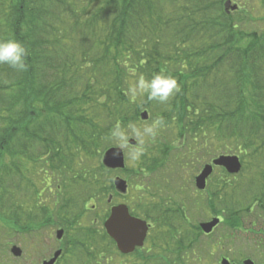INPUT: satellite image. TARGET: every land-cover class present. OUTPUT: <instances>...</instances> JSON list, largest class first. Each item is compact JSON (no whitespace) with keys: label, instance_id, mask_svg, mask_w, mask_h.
Wrapping results in <instances>:
<instances>
[{"label":"trees","instance_id":"16d2710c","mask_svg":"<svg viewBox=\"0 0 264 264\" xmlns=\"http://www.w3.org/2000/svg\"><path fill=\"white\" fill-rule=\"evenodd\" d=\"M226 1L0 0V41L15 39L27 49L24 71L0 65V167L6 168L7 156L17 169L11 170L14 179L24 174L25 159L41 166L43 176H57L60 194L69 198L59 208L58 223L69 230V250L79 260L88 256L83 264L121 255L103 227L109 208L104 213L97 209L96 202L108 203L107 193L115 191L114 183L102 181L103 173L114 170L100 158L114 145L113 127L150 121L141 113L147 108L154 113L151 106L162 110L156 136L176 123L183 143L173 147L184 166L193 156L200 162L205 144L191 142L198 137L213 147L216 139L226 151L234 146L231 152L238 153L243 167L237 175L223 169L218 214L228 210L239 215L243 199L249 207L259 203L264 209V0L259 11L251 0H243L232 12L226 10ZM156 74L175 78L180 91L166 103L144 94L142 106L143 93L133 96L130 89L140 76ZM148 154L131 171L136 193L129 196L130 207L157 225L180 228L170 217L175 213L185 218L184 210L140 194L147 188L140 175L165 167L160 155L166 150L152 159ZM124 171L130 170L126 166ZM19 181H24L18 179L20 189ZM222 191L227 195L221 196ZM9 198L0 170V217L11 228L31 231L36 220L32 216L24 222L21 214L11 212L15 208L7 205ZM77 207L80 213L73 214ZM88 208L95 215L81 225ZM76 226L79 231L72 235ZM198 232L190 233L187 242L183 236L176 241L172 253L177 260L142 248L132 254L133 264H178ZM167 233L166 240L174 238ZM159 238L152 237V248Z\"/></svg>","mask_w":264,"mask_h":264},{"label":"rangeland","instance_id":"374dc122","mask_svg":"<svg viewBox=\"0 0 264 264\" xmlns=\"http://www.w3.org/2000/svg\"><path fill=\"white\" fill-rule=\"evenodd\" d=\"M260 1L261 0H251L250 5L253 7V5L256 7L255 10L259 11V6H260ZM234 2H237L239 5L243 3V0H235ZM144 94L140 96V105L143 106L145 104L144 101ZM146 107V106H145ZM152 109L155 111L152 113L150 109H142L143 111H148L149 117L151 118L150 121L148 122H140L138 123L137 127L138 128H144L146 126H150L153 124L154 121L157 120V115L159 114V107H153L151 106ZM160 135L156 136L155 138L152 137H145V144H144V153L145 151H148L149 154L148 156L152 159L156 155H160L159 151L166 150V154H161L160 156L163 158V163L164 166L161 170L155 171L153 173H148L140 175V182L144 183L147 185V188L142 190L140 194L143 192L148 199H151V201H159V202H164L166 198V206L167 208H180L181 210H184L185 212V218H180L177 217L175 213H173V216L170 217V221H174L175 225L179 226L180 228H174L167 227L165 224H156L154 229H152L151 233L146 241L145 247L146 249H152V251L149 254L152 253H158L163 255L164 259L166 260L167 256L168 258H171V260H177L175 259V254L172 253V250L176 248L175 244L176 241H179L181 237L183 236L186 240L188 241L190 237V233L198 232L197 228L199 227V224L201 222L207 221L210 219L213 213L218 212L217 210L219 209L218 207V202L215 203L217 205H211L209 202V198L206 194H203L201 191H198L196 186H195V177L198 175L199 171L202 169V165L206 163H210L214 158L221 154H230L232 153L231 150H233V147L229 148V150H225L221 148V142L216 141L214 143V147L211 146V143L208 141H203L198 137V140L194 142L193 140L191 141V137L187 139L186 141L192 142V144L195 146H198L202 144H205V147L201 150L203 153L200 154L198 157L200 158V162L197 161V156H193L192 158L189 159L188 164L185 166L182 165L181 159L179 158V151H177L173 147V143L181 147L182 145V140H180V136L178 135V129L176 123L173 124L171 127H164L161 129ZM158 132V133H159ZM213 137V135H212ZM211 137V138H212ZM210 141H212L210 139ZM190 142V143H191ZM171 143V144H170ZM197 143V144H196ZM112 147H117L116 143L113 141ZM229 145V144H228ZM154 147V148H153ZM110 148V147H109ZM150 150H146V149ZM209 150V151H208ZM106 151V150H105ZM105 151L102 152L100 160L102 161V156L105 153ZM229 151V152H228ZM234 151L235 148H234ZM125 153L127 155V150H125ZM238 154V153H235ZM5 162H6V168L0 167V170H2V174L4 177V184L8 185L9 178H13L11 170L16 172V167H12V161L9 157L5 156ZM196 159V160H195ZM79 161V160H78ZM77 162V160H76ZM141 158L136 161L129 160L128 155L126 156V164L127 167L129 168L130 171H124V170H117L113 171L112 173L106 172L103 173L102 175V181L105 182V180L108 182V185H111L113 183V179L116 176H120L123 179L127 181L129 184V192L127 194H121L119 195L118 192L116 191H111L107 193L106 196H113V201L112 204H120V203H126L129 206H131V199L129 196L131 194H135L136 192L132 189L131 183L136 182L134 179V175L131 174V171L133 169H138L140 168L141 164ZM96 165V164H95ZM93 165V167L95 166ZM25 180L29 181L27 184L28 186H31L30 180H33L34 184L40 183L43 176V170L41 166H35V164L29 160L25 159ZM147 167V166H146ZM136 173V172H135ZM165 173V174H164ZM16 174V173H15ZM226 174L224 171L220 168H216L213 174L211 175L209 179V183L212 185L211 186V192L216 189L219 186L223 184L225 181ZM113 178V179H112ZM18 180V177L16 178ZM17 180H11L9 182L10 188L9 191L15 192L13 193V196L16 198L15 201L21 196V191L19 192L18 188H15ZM58 180V179H57ZM110 180H112L110 182ZM140 182H138L140 184ZM18 184V183H17ZM34 187V186H33ZM41 187V186H40ZM15 189V191H14ZM139 192V191H138ZM155 193V195L152 194ZM221 196H226L227 192L222 191L220 193ZM18 196V197H17ZM61 197V195H60ZM154 198V199H153ZM15 202L14 204L13 201H8L7 205L10 207H14L15 209L12 208L11 212L17 211V213L21 214V218L23 219V213L25 210L27 212L30 210V206H21L20 203L17 205L19 202ZM107 199H104L103 201H98L96 204L98 205V213H104L108 208L110 207L111 204L106 203ZM248 199H243L241 201V207L242 211H240L241 215H250L252 213L247 212L249 207ZM251 202V201H250ZM61 200H59V205L57 207V210L59 211V208L61 206ZM39 206V205H38ZM252 206H255V212L258 215H262L264 217V209L259 206V203H253ZM251 206V207H252ZM89 207V206H88ZM257 207L259 209L257 210ZM223 209V208H221ZM32 210L36 211V215L33 218L35 221L34 227H31V231H24L23 229L17 228V227H12L9 226L8 222H5L1 217H0V264H39L42 262L43 259H46L52 255L53 252L59 248V243L56 238V231L59 228H63V222L62 223H57L52 224L51 221H47L46 216L42 215L39 210H36L34 207ZM89 211H86L85 215H82L80 217V224L81 225H88L89 221L93 218L95 215L90 209L88 208ZM38 211V214H37ZM80 213V209L78 207L76 208V211H74L73 214L75 213ZM77 213V214H78ZM38 215V216H37ZM224 221L222 224L217 228L216 236H218V231L219 232H225L229 233L233 231L234 229L238 228L242 224V220L233 216L230 211H226L225 214L223 215ZM254 219V218H252ZM256 219V218H255ZM259 218L256 219L257 224L251 225L250 223H246V229L248 227H252V229H263L264 230V220L260 218V221H258ZM88 220V221H87ZM255 221V220H254ZM25 222V221H24ZM189 223V224H188ZM196 227V228H195ZM66 229V228H65ZM194 229V230H193ZM171 231L170 234L174 236L172 238L169 236L166 240V236H168L167 231ZM181 230V233L179 234V231ZM192 230V231H191ZM66 230L65 231V237H64V242L68 243L71 238L68 236V233ZM79 229L76 226V231H72L73 233H77ZM185 231L190 232L187 234ZM201 231V230H200ZM200 231L197 234V237L194 238L193 242V247L186 249L184 252H182V257L184 256V259H181L178 264H210L215 261V257L217 254H212L210 251V244L211 241L214 237H207L202 235ZM184 232V233H183ZM155 234H158L160 236L155 248L151 246V240L152 237L155 236ZM189 236V237H187ZM194 236V235H193ZM195 237V236H194ZM243 243H238V247H241L242 249H246L249 251L250 247H253L255 243L251 240V235H245V238ZM167 241V245H166ZM13 245H17L20 247L23 251V254L21 257H15L11 253V247ZM166 248V249H165ZM145 254V252L143 251ZM167 254V256H166ZM146 254L145 256H147ZM108 257V256H107ZM107 257L104 259L105 261L101 262L100 264H133L135 262L136 257L128 256V257H120V255H117V253L109 255V261L107 260ZM76 253L72 251L70 253V256L68 258V261L70 264H83L81 260H87L88 256L86 255L85 258L79 260ZM198 258H202L201 262L197 261ZM137 264L139 262L136 260ZM173 263V262H172Z\"/></svg>","mask_w":264,"mask_h":264},{"label":"flooded vegetation","instance_id":"af4514ba","mask_svg":"<svg viewBox=\"0 0 264 264\" xmlns=\"http://www.w3.org/2000/svg\"><path fill=\"white\" fill-rule=\"evenodd\" d=\"M229 11V10H227ZM231 12V11H230ZM22 171L25 170L24 167V163L21 166ZM216 169V167H215ZM214 169V171H215ZM24 174L19 175L21 179H23L24 182L21 183L20 181V189L17 187V183L15 188L19 189V192L21 191V196H20V200L18 203H20L21 206H26V209L28 206H30V210L27 212V210H25V212L23 213V220H30V218L33 216L35 217L36 215V211L32 210L34 207L36 208V210H39L41 212L42 215H45L47 220H49V222L51 221L52 224H56L57 220H58V215L59 212L57 210V207L59 205V200H61L60 204H65V200H69L68 196L61 192L60 194V190L59 189V184H58V180H57V176L55 174H51V175H47L45 178L42 177L39 185L38 184H34L31 183V186H28L26 180H25V172H23ZM200 173V171H199ZM198 173V174H199ZM20 174V173H19ZM211 177V176H210ZM209 177V179H210ZM18 178V179H19ZM209 179L207 180V187L205 190L201 191L203 194H206L209 198V202L211 205H217L215 203L218 202V190H217V186L216 189L213 190V192H211V184L209 183ZM11 180L15 181L14 177L11 179L9 178V182H11ZM6 185V189L8 190V196L11 197L8 199V201H15V197L13 196L12 191H9L10 185ZM33 184L35 185L33 187ZM41 186V187H40ZM15 191V189H14ZM61 197H60V195ZM29 196V197H28ZM113 199H109L108 203L111 204L109 207V211H111V208L116 205V204H112ZM164 203L166 204V198ZM39 205V206H38ZM11 206V205H10ZM9 206V207H10ZM255 206H252L250 208H248L247 212H250L252 214L247 215V213H245V215H233L236 217H240L242 220V224L234 229L233 231L229 232V233H225V232H219L218 231V236H216V232H217V228L222 224V222L224 221V218L221 214H218L217 212L213 213L212 216L210 217L209 220H212L213 218H220V224L217 225L212 232L210 233H206L204 231H200V233H202V235L207 236V237H214L211 241L210 244V253L211 255L213 254H217V256L215 257V261L213 263L210 264H245L246 260L250 259L254 262V264H264V230L263 229H252L251 225H255L256 223V219H258V221H260V218L264 220V217H262V215H258L257 213H254L255 211ZM259 209V207H257V210ZM132 214L136 217H138L139 215L134 214L132 209H130ZM38 214V211H37ZM38 216V215H37ZM254 218V219H252ZM256 218V219H255ZM33 219V218H32ZM255 220V221H254ZM150 224V231L148 233V235L152 234L151 231L152 229H154L155 227V223L148 221ZM250 223V227H248L246 229V223ZM264 223V222H262ZM60 229V228H59ZM63 229L65 230V227H63ZM245 235H251V240L255 243V245L253 247L249 248V251L246 249H242L241 247H238V243H243L245 238ZM58 241V240H57ZM59 243V248H62L63 253H62V257L60 259H58V261L56 262V264H65V262L62 261L63 258V254H64V250L66 248L65 243H64V237L62 240L58 241ZM166 249V248H165ZM54 252L52 253V255L46 259H50L53 256ZM43 259L41 263L42 264L44 260ZM182 259H184V256L182 257ZM202 258H198L197 261L201 262ZM70 264V263H69ZM186 264V263H184Z\"/></svg>","mask_w":264,"mask_h":264},{"label":"water","instance_id":"95a60500","mask_svg":"<svg viewBox=\"0 0 264 264\" xmlns=\"http://www.w3.org/2000/svg\"><path fill=\"white\" fill-rule=\"evenodd\" d=\"M226 8L234 11L238 6L236 4L232 5L231 1H229L226 3ZM141 117L145 120L148 119V112H143ZM129 144L136 145L137 141L134 139L130 140ZM116 151L117 147L109 148L104 153L102 162L110 169H124L126 167L125 153L114 156L113 153ZM213 164L224 167L231 174L239 173L242 168V162L237 155H221L213 160ZM213 164L205 165L201 173L196 177V186L199 189L206 187L207 178L213 171ZM114 184L119 192H127L128 184L125 179L118 176L115 178ZM219 222V218H214L209 222L201 223L200 227L204 232L210 233ZM104 226L109 236L116 242L118 249L124 254L132 253L137 247H142L149 230L148 223L141 218L133 216L126 204L113 206ZM63 234V229L57 231L59 239L62 238ZM11 251L16 257L22 255V249L18 246H13ZM61 253L62 250L56 251L54 256L50 260L44 261L43 264H54ZM245 264H254V262L248 259Z\"/></svg>","mask_w":264,"mask_h":264},{"label":"clouds","instance_id":"9594fccd","mask_svg":"<svg viewBox=\"0 0 264 264\" xmlns=\"http://www.w3.org/2000/svg\"><path fill=\"white\" fill-rule=\"evenodd\" d=\"M26 59L27 49L22 43L15 39L0 41V65L6 64L17 71H24L26 69ZM179 91L180 88L176 79L163 74L153 75L150 79L140 76L130 89L133 96L143 93L146 94L148 100H155L160 103H166ZM160 124L161 121L156 120L152 125L144 128L129 126L125 129L117 123L110 133L112 140L117 145V151L113 155H121L127 150L129 160H139L144 154V138H154ZM133 139L137 141L134 146L129 144V141Z\"/></svg>","mask_w":264,"mask_h":264},{"label":"bare ground","instance_id":"6f19581e","mask_svg":"<svg viewBox=\"0 0 264 264\" xmlns=\"http://www.w3.org/2000/svg\"><path fill=\"white\" fill-rule=\"evenodd\" d=\"M195 183H196V180H195ZM13 246H17V245H13ZM13 246H12V247H13ZM12 247H11V248H12Z\"/></svg>","mask_w":264,"mask_h":264}]
</instances>
